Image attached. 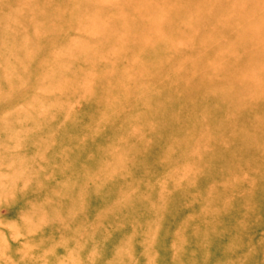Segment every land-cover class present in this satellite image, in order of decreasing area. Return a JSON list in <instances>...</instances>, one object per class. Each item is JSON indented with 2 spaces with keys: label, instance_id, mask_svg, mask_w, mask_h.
I'll use <instances>...</instances> for the list:
<instances>
[{
  "label": "rangeland",
  "instance_id": "rangeland-1",
  "mask_svg": "<svg viewBox=\"0 0 264 264\" xmlns=\"http://www.w3.org/2000/svg\"><path fill=\"white\" fill-rule=\"evenodd\" d=\"M0 264H264V0H0Z\"/></svg>",
  "mask_w": 264,
  "mask_h": 264
}]
</instances>
